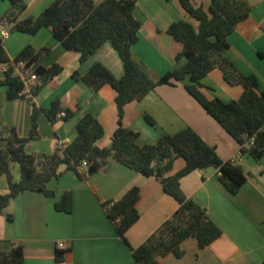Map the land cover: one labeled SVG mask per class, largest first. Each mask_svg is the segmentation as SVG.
I'll return each instance as SVG.
<instances>
[{
	"label": "crops",
	"instance_id": "crops-1",
	"mask_svg": "<svg viewBox=\"0 0 264 264\" xmlns=\"http://www.w3.org/2000/svg\"><path fill=\"white\" fill-rule=\"evenodd\" d=\"M55 0H25L26 11L19 20L39 16ZM211 0H190L195 7L208 10ZM251 12L230 35L226 57L245 75L255 74L264 87V0H249ZM9 0H0V19L10 9ZM135 18L141 23L138 41L132 47L133 60L157 81L159 77L186 63L177 60L183 45L170 33L172 23L187 21L197 30L199 23L180 5V0H138ZM10 28V30L8 29ZM1 42L14 59L27 46L36 51L49 50L40 65L62 67L40 92L33 94L38 82L31 86V98L25 95L10 100L7 87H0V130L15 129L20 138L29 136L34 107L49 109L56 100L64 109L73 112L69 120L52 124L43 113L36 119L37 137L24 145L27 154L51 155L78 135L77 122L86 114L94 116L104 130V137L96 145L110 148L117 129L116 91L105 85L94 91L85 83L72 78L74 72L86 74L97 63L105 66L120 79L124 75L123 62L110 42L104 43L83 63L79 54L67 51L54 38L50 29L36 34L12 31ZM16 71L26 70L18 64ZM15 71V72H16ZM6 67L0 65V81L5 79ZM161 85L140 101L124 108V128L139 134L140 146L156 143L164 135H173L186 127L192 128L208 145L215 147L223 161L243 168L247 181L236 194H231L218 180L217 170L207 168L194 171L180 180L183 194L201 206L222 234L212 244L199 249L195 238L186 239L181 258L173 254L159 257L160 264H263L264 263V155L256 161L238 155L240 145L186 91L184 84ZM203 93L210 99L224 103L237 100L243 93L241 85H229L220 69H214L203 80ZM155 122L148 124L144 116ZM264 130V127H263ZM185 166L183 159L174 162L170 174ZM14 182L20 181L17 163H10ZM59 177L48 184L54 191L49 198L38 191H27L12 199L0 214V251L20 246L24 264H132V249L142 245L177 210L178 203L167 195L154 177L131 170L109 157L95 174L80 168L79 175L65 166ZM133 187L140 190L136 205L138 221L120 236L116 224L107 215L106 203L118 201ZM10 192L8 180L0 175V195ZM66 192H71L73 212L57 211ZM64 244V261H55L56 250Z\"/></svg>",
	"mask_w": 264,
	"mask_h": 264
},
{
	"label": "trees",
	"instance_id": "trees-1",
	"mask_svg": "<svg viewBox=\"0 0 264 264\" xmlns=\"http://www.w3.org/2000/svg\"><path fill=\"white\" fill-rule=\"evenodd\" d=\"M9 1L11 7L0 20L12 25V31L36 34L42 28L50 29L64 49L79 54L80 63L104 43L110 42L123 62L124 75L116 79L100 63L84 75L79 72L72 74L74 80L85 83L94 91L105 85L116 91L118 126L110 148L96 145L104 137V130L94 116L86 114L77 122V137L64 148H58L51 155L27 154L24 145L37 137L36 119L40 113L52 124L73 116V112L64 109L59 100L54 101L49 109L34 107L32 127L27 138H20L15 129L0 130V175L6 176L10 190L8 194L0 195V214L12 199L27 191H38L46 197H53L55 193L48 189V184L59 177L61 166L80 176L81 164L87 162L88 174L93 175L109 157H113L131 170L154 177L163 191L179 205L178 210L142 245L132 249V264H160L158 258L169 254L181 258L184 254L181 245L188 238H195L199 249L217 240L221 230L201 206L183 194L180 180L194 171L214 168L220 183L231 194H236L247 181L243 168L223 161L216 148L208 145L190 127L173 135H164L154 144L138 145L139 134L123 126L124 108L131 102L142 100L158 86L182 83L188 94L238 142L241 155L259 161L264 155V87L261 88L255 74L241 73L225 55L230 46V35L251 12L249 0H211L207 11L195 7L190 0H180L184 11L199 23L198 29L184 20L170 25L169 33L183 45L177 60L185 59L186 63L168 71L157 81L151 80L132 58V47L138 41L141 27L134 16L138 0H107L99 4L91 0H55L39 16L22 20L19 17L26 11L25 0ZM48 51L45 48L36 51L27 46L12 60L0 44V65L6 67L5 79L0 81V87H7L8 99L20 98L24 90L22 79L15 74L19 63H23L25 69L37 77L38 84L33 94L61 74L63 69L58 64L49 68L40 65ZM216 68L222 71L229 85L243 87L239 99L224 103L204 95L202 82ZM61 113L64 115L61 116ZM144 118L148 124H155L148 115ZM180 158L185 166L170 174L174 162ZM11 162L19 166V182L12 179ZM139 198V188L133 187L118 201L105 204L109 219L116 224L122 237L139 219L136 208ZM55 209L67 214L73 212L71 192H66L60 202L55 203ZM64 255L65 250L58 248L55 261L63 262ZM0 264H24L23 249L13 245L8 251H0Z\"/></svg>",
	"mask_w": 264,
	"mask_h": 264
},
{
	"label": "built area",
	"instance_id": "built-area-1",
	"mask_svg": "<svg viewBox=\"0 0 264 264\" xmlns=\"http://www.w3.org/2000/svg\"><path fill=\"white\" fill-rule=\"evenodd\" d=\"M93 3L95 4H99L103 1H107V0H91ZM7 22L4 21V20H0V40L3 42L5 40H7L10 36V31L6 29V26H7ZM22 64V63H20ZM16 71V70H15ZM16 75H18L23 83H24V90L23 92H21L20 95L22 96H26L28 98H31L32 95H31V86L33 85V83H35L37 81V77L36 75H34L33 73H31L30 71H28L27 69L26 70H19V71H16L15 73ZM61 116L64 115V113H61L60 114ZM64 148V145L62 146ZM241 153H239L238 155V158L240 157ZM88 163L87 162H83L81 164V167L82 168H86L88 169ZM59 248H63L64 247V244L63 243H60L58 245Z\"/></svg>",
	"mask_w": 264,
	"mask_h": 264
},
{
	"label": "rangeland",
	"instance_id": "rangeland-1",
	"mask_svg": "<svg viewBox=\"0 0 264 264\" xmlns=\"http://www.w3.org/2000/svg\"><path fill=\"white\" fill-rule=\"evenodd\" d=\"M8 29L10 30V28L8 27Z\"/></svg>",
	"mask_w": 264,
	"mask_h": 264
}]
</instances>
